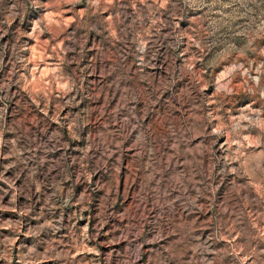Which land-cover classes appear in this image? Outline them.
<instances>
[{
  "label": "rangeland",
  "instance_id": "obj_1",
  "mask_svg": "<svg viewBox=\"0 0 264 264\" xmlns=\"http://www.w3.org/2000/svg\"><path fill=\"white\" fill-rule=\"evenodd\" d=\"M5 232V264H264V0H0Z\"/></svg>",
  "mask_w": 264,
  "mask_h": 264
},
{
  "label": "crops",
  "instance_id": "obj_2",
  "mask_svg": "<svg viewBox=\"0 0 264 264\" xmlns=\"http://www.w3.org/2000/svg\"><path fill=\"white\" fill-rule=\"evenodd\" d=\"M55 172H57V167L55 168ZM6 230V229H5ZM10 234L5 232L3 234V238L0 243V264H5L8 262V258L10 256V251L12 248V244L10 243Z\"/></svg>",
  "mask_w": 264,
  "mask_h": 264
}]
</instances>
